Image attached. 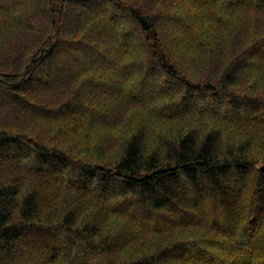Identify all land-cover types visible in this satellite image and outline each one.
Segmentation results:
<instances>
[{"label":"trees","instance_id":"16d2710c","mask_svg":"<svg viewBox=\"0 0 264 264\" xmlns=\"http://www.w3.org/2000/svg\"><path fill=\"white\" fill-rule=\"evenodd\" d=\"M147 84L176 125L60 142ZM263 137L264 0H0V264H264Z\"/></svg>","mask_w":264,"mask_h":264},{"label":"rangeland","instance_id":"374dc122","mask_svg":"<svg viewBox=\"0 0 264 264\" xmlns=\"http://www.w3.org/2000/svg\"><path fill=\"white\" fill-rule=\"evenodd\" d=\"M7 29L8 28H6L5 30L2 29L1 31H6ZM7 36H9V34H7ZM11 38L12 37H9V39ZM184 46L185 44L183 40V42H181V44L179 45L180 50L182 49L183 51ZM113 60L116 63L117 59L114 58ZM191 61H194V60L191 59ZM148 85L149 84L145 85L147 86V88H144V90L146 91V94H143L145 92L141 93L134 89L133 90V95H135L134 97L120 96L119 100L116 99L115 97L116 93H119L120 90L121 92H123V89H126V88H115L116 91L114 93L110 91L111 88H97L96 93L99 97V101L98 100L97 101H98V104H100L101 106L99 105L94 106L95 102H97L94 100L96 93L95 95L91 93L93 94V98L91 99L93 103L90 101L89 105L91 107H96L95 110L101 115V117L99 119H96L97 121L96 120H93V121L75 120L74 121L73 118H68L67 116H65L62 120L61 119H58V121L55 120L57 129L63 130L64 128H67L69 131V134H67L66 137L61 139L60 142L65 143L67 145L75 144V146L77 147L85 146L86 148L87 145L90 144L91 142L95 143L98 141L102 147L103 145L108 146L107 144L109 142H114L113 134H115V131L118 129H124L127 124L131 126L134 124L136 127H139V126L147 127V128H151L152 130L156 129L158 125L160 126L164 123H167L170 125H176L174 120H171V119H169L171 121L165 120L162 118V116H160V114L156 112L157 110L154 108L153 102L155 101V99L158 100L159 102L162 100V99H159L161 96V94L159 93L160 89L150 88L148 87ZM99 89L101 92H99ZM148 93H151V94H148ZM102 113L104 117H102ZM16 116L17 115H14V119L18 118ZM2 123H5V122L1 121V124ZM114 124H116L118 128L113 130L112 125ZM30 125L35 126L34 123H30ZM46 133H48V131ZM44 137H50V135H45ZM254 137L258 138V135L254 134ZM115 151H116V145L113 146L112 149L109 148L108 155L112 156L115 153ZM261 151H264V149H261ZM86 207L83 210L84 213H86L88 209H93V208L99 209L98 203H96V201L92 203L88 202ZM94 216L97 222L104 224V226L107 228L106 231H104V234L110 233L112 236H118V241H121L122 239L124 241V238L122 237L123 231L122 232L120 231L119 233H117L118 229L116 227L117 224H119V222H121L123 225H128V223L127 224L124 223L123 218L121 216L120 217L112 216L108 218L106 222L104 221L102 222L99 219L98 215H94ZM94 216L91 215L92 219L95 221ZM116 220H119V221L116 223V225L114 224L112 226V223L115 222ZM133 230L134 228L132 226L131 231L130 230L124 231V233H130L131 235ZM126 236L131 237L128 234Z\"/></svg>","mask_w":264,"mask_h":264}]
</instances>
